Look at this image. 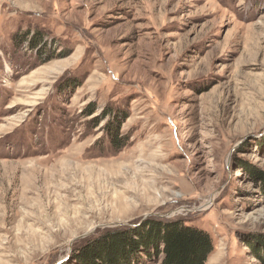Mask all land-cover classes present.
Segmentation results:
<instances>
[{
    "label": "rangeland",
    "instance_id": "rangeland-1",
    "mask_svg": "<svg viewBox=\"0 0 264 264\" xmlns=\"http://www.w3.org/2000/svg\"><path fill=\"white\" fill-rule=\"evenodd\" d=\"M148 221L264 264V0H0V264H161L106 238Z\"/></svg>",
    "mask_w": 264,
    "mask_h": 264
},
{
    "label": "trees",
    "instance_id": "trees-1",
    "mask_svg": "<svg viewBox=\"0 0 264 264\" xmlns=\"http://www.w3.org/2000/svg\"><path fill=\"white\" fill-rule=\"evenodd\" d=\"M91 111L86 112V115L90 116ZM107 127L109 128V126ZM110 128L108 129L109 137L114 142L118 141L117 131L114 133L115 130ZM132 231H134L132 233H136L137 239L134 241H128L129 233L115 237L107 236L106 238L112 237L117 248L129 244V249L134 253H137L138 249H142L144 245H150L152 252L147 253L146 256L149 258L151 256L156 257L162 253L164 258L161 264H205L212 252V244L208 234L185 226L181 221H171L166 224L148 221L141 230ZM106 238L97 243L100 246L98 248L104 245ZM91 254H88L87 258H90ZM93 254L96 255L95 252ZM110 254L111 257L104 264H130L128 256H122L120 249L114 251L113 254L110 252Z\"/></svg>",
    "mask_w": 264,
    "mask_h": 264
}]
</instances>
